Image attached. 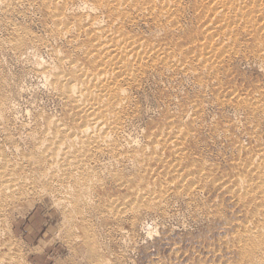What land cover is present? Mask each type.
I'll use <instances>...</instances> for the list:
<instances>
[{
    "label": "rangeland",
    "instance_id": "obj_1",
    "mask_svg": "<svg viewBox=\"0 0 264 264\" xmlns=\"http://www.w3.org/2000/svg\"><path fill=\"white\" fill-rule=\"evenodd\" d=\"M154 1L151 0V3ZM45 2L46 0H0V152L3 151L2 153L7 159L15 162L18 160L23 167L25 166L22 171L26 175H35L40 179L38 182L37 180L34 181L33 184V181L28 178L32 184L28 181L26 192L23 191L15 195L11 199V203L0 210V260L3 259L0 264H251L249 262L264 264V260H262L264 254H261L264 252V231L263 237L255 236L257 238L244 234L248 227L260 226L264 229V192L262 189L264 178L259 172L262 170L259 167L264 168V114H262L264 113V53H262L264 52V28L261 30L262 33L257 31L259 29L255 28L256 26L254 29L248 27L250 29L248 31L232 24L233 27L240 29L235 31L236 34H232L233 37L229 33L231 27L226 26L228 23L221 24L216 20L217 17L212 18L214 17L215 3L206 0L177 1L179 4L176 2V6L179 8L176 7L174 12L177 13L173 12L174 15L172 14V17L175 18L173 17L172 21L169 22L158 13L150 15V11L146 10L151 5L150 3L147 2V6L144 2L142 6V2L140 7L143 9L138 12L137 9L139 8L135 7V9L130 2V7L134 8L131 10V12L134 11L132 12V19H134L132 21L135 22H131L132 24L127 22L128 25H125V30L141 36L145 39V43L153 45L159 53L156 52L155 54V63H149L152 67L149 66L145 69V75L142 74L138 80L131 83L129 87L127 86L130 89L128 90L129 93L131 92L129 95H132L130 98L133 102L129 101L132 106L128 105L126 109H123L125 124L123 123L124 128L121 136L116 138L117 136L111 134L113 136L111 139H115L114 142L118 145L120 152H123L124 158L122 156L117 157L118 159L101 156L100 159H102L99 160L98 164L92 165L90 168L93 169V172L96 171L97 178L95 179L98 182L96 180L95 185H84L86 190H89L88 192L84 190L85 196L83 192L76 191L77 188L73 190L75 187L64 184L62 179L53 183L50 182L49 178L43 177L44 173L42 172L50 168L48 164L42 163L35 167L30 161L31 156H34L35 159L37 158L35 157L36 154L40 155L39 153L42 151L41 146L35 143L33 138L35 136L40 138L45 129L47 131L45 130L43 134L49 131L47 123L50 119H60L68 126L73 125L72 115L63 98L54 89L55 87L51 86L50 81L45 79L47 76L45 77L39 71L40 68H43V65L57 68L59 66L58 56L62 55L73 61L85 62L84 53L89 48L85 36H81L79 40L74 38L76 34L63 33L65 35L62 36L52 18V14L61 15L64 13L62 14L64 21L70 22V24L76 23L75 27H77L80 21L82 23L88 22V7L82 3L71 4L64 11L62 7L45 4ZM260 2L263 3L264 0H260ZM207 8L209 9L207 10ZM98 11L103 14V17L100 16L101 24L104 23L108 27L109 18L113 14L110 11L109 14L107 13L108 10L103 9L97 10L96 14L99 13ZM228 15L231 14L227 13L226 18ZM239 16L232 13L229 20L232 18V21L236 19L238 22L244 21ZM141 17L142 19H140ZM201 17H203L202 20ZM74 18L79 19L74 21ZM88 19L90 20V17ZM115 20L120 23L119 19ZM177 21L180 25L177 24ZM117 22L115 25L111 23V25L113 24L112 27L118 26ZM209 22L212 25L206 26ZM144 23L147 24L144 25ZM149 23L152 26L148 25ZM129 26L130 28H128ZM161 26L164 27L161 28ZM220 27L223 28L222 31ZM52 29L54 33H52ZM157 29H160L158 30L160 32ZM207 29L212 30L211 33L213 32L215 35L219 33L217 35L221 37L226 31L225 34L231 35V38L228 39L229 42L225 40L224 45L217 39L220 42L218 47L211 46V50L206 51L205 48H201L200 44L207 41L208 44L212 42L209 39L210 31H206ZM217 35L216 37H218ZM204 37L206 38L204 39ZM18 40L19 43L16 44ZM151 42L155 43L152 44ZM259 43H261L260 46ZM219 44H222L223 47ZM216 48H219L217 49L218 52ZM74 49L79 51L74 52ZM161 49L163 54L160 52ZM167 51L171 52L167 53ZM200 51L203 52V55ZM214 51L216 52L213 53ZM260 51L262 55H259L261 54ZM209 55H214L213 59L218 57L217 61L214 62L215 64L209 63L212 59H209ZM206 57L209 64L205 62ZM171 58L177 59L176 62L172 63L174 67H171L173 65L170 63L164 64L166 62L164 59L167 62H172ZM175 59L173 60L175 61ZM62 69L67 70L66 66H63ZM184 71L185 73H183ZM57 95L59 96L57 97ZM237 95L238 98H236ZM255 97L257 101L251 102ZM260 97L261 99H259ZM187 118H189L188 121ZM50 131H53L52 134L55 131L54 134L59 137L62 136V133L54 130V128H51ZM168 133L170 134L168 135ZM155 136H159V138ZM144 148L146 151L142 150ZM138 152L140 157L135 154ZM128 154L133 155L131 157ZM134 155L138 158L134 159ZM155 157L159 162L156 161ZM150 167L152 168L150 169ZM187 174L189 177H186ZM182 176L185 177V180ZM240 178L242 181L244 179L247 181L242 182ZM45 180L49 183L47 184ZM141 181L143 185L140 183ZM167 183L169 185L173 183V186H169ZM245 183L249 185L248 193L244 188L247 186ZM259 183H262V186ZM90 185L92 187L97 186L92 188ZM88 186L91 189L90 187L87 188ZM65 188L67 191L69 190L67 193ZM146 189L151 191L154 197L156 195L154 201L149 197L139 198L138 192ZM70 190L73 191L74 195H70ZM193 190L197 193H193ZM188 191L190 192L187 193ZM244 191L243 195L245 194L246 197L242 195ZM79 192L83 196L79 197L78 195H81ZM165 193L167 195L164 196ZM260 193L261 195H259ZM72 196H75V199ZM157 196L164 198L161 199L162 197ZM77 199L80 200L79 203ZM136 199L141 202L137 204ZM91 202L93 203L91 204ZM153 203L154 205H151ZM129 204H134L136 209H128ZM134 209L136 212L133 211ZM257 210L260 211V214L257 213ZM82 219L86 220L83 221ZM85 239L88 241L86 242ZM253 243L258 246L256 245V247ZM260 246H262V250ZM254 249L255 252H253ZM260 250L261 252H258ZM249 252L250 254L253 253L248 255Z\"/></svg>",
    "mask_w": 264,
    "mask_h": 264
},
{
    "label": "bare ground",
    "instance_id": "obj_2",
    "mask_svg": "<svg viewBox=\"0 0 264 264\" xmlns=\"http://www.w3.org/2000/svg\"><path fill=\"white\" fill-rule=\"evenodd\" d=\"M45 1V0H44ZM150 1V2H149ZM179 1V0H177ZM176 0H155L153 3H151V0H134V2H132V0H46L45 4H49V5H54V6H59V7H62L63 10L65 11V9H67L69 6H71V4H84L86 5L88 8V14L89 16L87 15V20L88 22L86 23H82V21L79 22V24L77 25V27H75L76 23L74 24H70V22H66L64 21L65 19H63L64 13H62L61 15L60 14H52V18L54 19L55 23L54 24L55 26H58L57 30L58 32H60V34H62V36H64L65 34L63 33H68L69 35L70 34H76L74 36L75 39H78L81 37V36H85L88 40V43H89V48L88 50L84 53L85 54V62H77V61H73V60H70L69 58H65L64 55L62 56H58V61H59V66L57 68H53V67H50V65H46L44 66L43 65V68L39 71H41L42 74L45 75V77L47 76V78H45L46 80H49L51 83V86H54L53 88L56 89L58 92H59V95L61 96V98H63L64 102H65V105L67 106V109L68 111L71 113L72 117H71V120L73 122V125L71 126H68L67 124L61 122V120H52L50 119L48 121V125H49V131L44 133L43 132L46 130H44L42 132V136L40 138H37L36 136V139L35 137L33 138L35 140V143L39 144L41 147L40 149L42 150L39 154L40 155H37L34 159V156H31V160L32 161L31 163L37 167L39 165H41L42 163L44 164H48L49 165V169L46 170L45 172L43 171L42 173H44V175H42L43 177H46V178H49L50 182H53L54 181H60L59 179H62L64 181V184H68L69 186L71 185V187H75V189L73 190H77L76 191H81L83 192L84 194V190H86V187L84 185H89V184H96L98 182L97 178L96 177V171L93 172V169H90L92 168V165H95V164H98L100 157L101 156H107L109 158H117L119 156H122L123 155V152L121 151L120 152V149L118 148V145L114 142L115 139H111L114 135V136H117L116 138H119V136H121L122 132H123V128H124V117H123V109H126V107L129 104V101H132L130 96L132 95H129V91L130 89H128V87L131 85V83L135 82L136 80H138V78L144 74L145 75V69L151 65H149V63H155V54L156 52H158V49H156L153 45L151 44H147L145 43V39H143L141 36H138L136 34H133L130 32H128L127 30H125V25H128L126 24L127 22L129 23H133L135 21H132L134 19H132L133 17V13L134 11L131 12L132 8L130 7V2L131 4L134 6V8H139L137 9L138 12L141 11V9H143V7H140V4L142 3V6L144 4V2H146V5L148 3H150L151 5H149L148 8H146V10L150 11V15L151 14H155V13H158L160 14V16H163L166 20L169 21H172V14L173 12L176 10V7L179 8L178 6H176ZM206 1H209V2H213V4L215 3V7L213 8L214 10V17H212L213 19L215 17H217V21L218 22H221L222 23H228V25L226 24V26L231 27V35L233 33H235L236 30H238V28H235V27H240L243 28V29H247L248 31L250 30L249 28L252 27L251 29H254V26H256L255 28H258L259 30L257 31H261L263 28H264V2H260V0H206ZM148 2V3H147ZM7 3V2H6ZM9 3V2H8ZM35 3V2H34ZM179 4V2H177ZM198 3V2H197ZM2 4V3H1ZM10 4V3H9ZM42 4V3H41ZM177 4V5H178ZM182 4V3H181ZM209 4V3H208ZM212 4V3H211ZM183 5V4H182ZM182 5H179V6H182ZM207 5V4H206ZM10 6V5H9ZM8 6V7H9ZM85 6V7H86ZM148 6V5H147ZM4 7V6H3ZM14 7V6H13ZM49 7V6H48ZM47 7V9H48ZM10 8V7H9ZM8 8V9H9ZM133 8V10H134ZM135 8V9H136ZM7 9V10H8ZM99 9H103V10H108L107 13H109V11L113 14L111 15V18H109V22L110 23L109 25H107L108 27H106V24L102 23L101 24V21H100V16L103 17L102 13H100V15L96 14L97 13V10ZM182 9V8H181ZM184 9V8H183ZM209 8H207L208 10ZM145 10V9H144ZM57 11V10H56ZM61 11V9H60ZM102 11V10H100ZM135 11V13L138 14V12ZM83 12V11H82ZM192 12V11H191ZM198 12V11H197ZM195 12V13H197ZM60 13V12H58ZM85 13V12H84ZM147 13V11H146ZM174 13H177V12H174ZM179 13V12H178ZM227 13H230L232 15V13L234 15H240L239 17L240 18H243L242 20L244 21H240L238 22L237 19L236 20H233L232 21V18L231 20L230 19V16L231 15H228V17L226 18V15ZM110 14V13H109ZM141 14V13H139ZM143 14V12H142ZM183 14V13H182ZM189 14V13H188ZM86 15V14H85ZM149 15V17H150ZM174 15V14H173ZM207 15H208V12H207ZM42 16V15H41ZM82 16V15H81ZM105 16V15H104ZM138 16V15H137ZM136 16V17H137ZM145 16V15H144ZM154 16V15H153ZM158 16V17H160ZM176 16V15H175ZM180 16V15H179ZM178 16V17H179ZM183 16V15H181ZM206 16V15H205ZM51 17V16H50ZM88 17H90V20L88 19ZM118 17V18H117ZM184 17V16H183ZM187 17V16H186ZM233 17V16H232ZM105 18V17H104ZM147 18V17H146ZM162 18V17H161ZM175 18V17H174ZM203 17H201V20H202ZM206 18V17H205ZM211 18V17H210ZM236 18V17H235ZM233 18V19H235ZM67 19V18H66ZM75 20L74 21H77L76 18H74ZM83 19V18H82ZM108 19V18H107ZM115 19H119L120 23L117 22ZM142 19V17L140 18ZM139 19V20H140ZM154 19V18H153ZM178 19V18H177ZM81 20V19H80ZM85 20V19H83ZM115 20V23H113V21ZM138 20V19H136ZM161 21V19H158ZM181 20V19H180ZM69 21V19H68ZM107 21V20H106ZM145 21V20H144ZM157 20H155L156 22ZM159 21V22H160ZM179 21V20H178ZM177 21V24H179ZM210 21V20H209ZM72 22V21H71ZM116 22L118 23V26L116 27H112V25L116 24ZM140 22V21H138ZM167 22V23H168ZM180 22V21H179ZM217 22V23H218ZM231 22V23H230ZM107 23V22H105ZM107 23V24H108ZM111 23H113L111 25ZM131 23V24H132ZM157 23V22H156ZM163 23V22H162ZM200 23V22H199ZM212 23V22H211ZM105 26H104V25ZM130 24V26H132ZM138 24V23H137ZM141 24V23H140ZM147 24V23H146ZM144 23V25H146ZM170 24V23H169ZM210 24L207 23L206 26ZM219 24V23H218ZM236 25L235 27H233V25ZM148 25H151L150 23ZM157 25V24H156ZM160 25H167V24H160ZM159 25V26H160ZM180 25V24H179ZM212 25V24H210ZM217 25V24H216ZM130 26L128 28H130ZM136 26V25H135ZM152 26V25H151ZM155 26V25H154ZM154 26H153V29H154ZM175 26V25H174ZM112 27V28H111ZM149 27V26H148ZM158 27V25H157ZM164 27V26H163ZM161 26V28H163ZM167 27V26H165ZM169 27V26H168ZM178 27V26H177ZM218 27V26H217ZM249 27V28H248ZM54 28V27H53ZM174 28V27H173ZM205 28V27H204ZM221 31H222V27H220ZM132 29V27H131ZM134 29V28H133ZM156 29V28H155ZM167 29V28H166ZM169 29V28H168ZM167 29V30H168ZM176 29V27H175ZM181 29V28H180ZM218 29V28H217ZM225 29V27H224ZM239 29V30H240ZM135 30V29H134ZM149 30V29H148ZM160 30V29H157V31ZM179 30V29H178ZM203 30V29H202ZM226 30V29H225ZM238 30V31H239ZM53 31V29H52ZM56 31V30H55ZM156 31V32H157ZM163 31V30H161ZM206 31H210V30H206ZM212 31V30H211ZM210 31V34H209V39L212 40V42H209L210 44H208V41L205 42V40H203L205 43H201L200 46L201 48H205L206 51L207 50H211V46H215V47H218V43L223 42L225 40H227L229 42L228 39L231 38V35L229 34H225L226 31H224L222 34L223 36L221 37L220 35H217L219 33H217L216 35L218 37H216V35L212 32L211 33ZM220 31V32H221ZM237 31V32H238ZM254 31V30H252ZM57 32V31H56ZM55 32V34H56ZM146 32V31H145ZM144 32V33H145ZM155 32V33H156ZM160 32V31H158ZM167 32V31H166ZM214 32H215V28H214ZM218 32V31H216ZM263 33V31H261ZM51 33V32H50ZM54 33V31L52 32ZM139 33V32H138ZM147 33V32H146ZM154 33V32H153ZM151 33V34H153ZM247 33V32H246ZM249 33H252V32H249ZM141 34V32L139 33ZM161 34V33H160ZM236 34V33H235ZM253 34V33H252ZM250 34V35H252ZM259 34V33H258ZM67 35V34H66ZM150 35V34H149ZM204 35V34H203ZM206 35V33H205ZM249 35V36H250ZM263 35V34H262ZM261 35V36H262ZM56 36V35H55ZM61 36V37H62ZM152 36V35H151ZM233 36V35H232ZM260 36V34H259ZM57 37V36H56ZM67 37V36H66ZM84 37V38H85ZM207 37V36H206ZM204 37V39L206 38ZM234 37V36H233ZM69 38V36H68ZM262 38V37H261ZM260 38V39H261ZM71 39V38H69ZM83 39V38H82ZM220 41H218V40ZM234 40V38H232ZM251 39V38H250ZM17 40V39H15ZM77 40V41H78ZM194 40V39H193ZM209 40V41H211ZM76 41V40H75ZM199 41H202V40H199ZM216 41V42H215ZM218 41V42H217ZM236 41V40H235ZM258 41V40H256ZM9 42V41H8ZM12 42V41H11ZM15 42V41H14ZM13 42V43H14ZM25 42V41H24ZM73 42V41H72ZM195 42V41H194ZM193 42V44H194ZM197 42V41H196ZM228 42H226L228 44ZM16 43V42H15ZM19 43V40L16 44ZM21 43V41H20ZM152 43V42H151ZM155 43V42H154ZM152 43V44H154ZM157 43V42H156ZM23 44V43H21ZM73 44V43H72ZM76 44V43H75ZM79 44V43H78ZM212 44V45H211ZM222 44H219L221 45V47H223ZM242 44V43H241ZM264 44V42H263ZM69 45V44H68ZM234 45V44H233ZM255 45V43H254ZM261 45V43H259V46ZM13 46H15V44H13ZM67 46V45H66ZM71 46V44H70ZM83 46V45H82ZM253 46V45H252ZM19 47V46H18ZM85 47V46H84ZM157 47V46H156ZM159 47V46H158ZM170 47V46H169ZM229 47V46H228ZM232 47V46H231ZM256 47V46H255ZM74 48V47H73ZM72 48V49H73ZM77 48V47H76ZM79 48V47H78ZM174 48V47H173ZM220 48V47H219ZM219 48H216L219 49ZM71 49V50H72ZM81 49V48H80ZM83 49V47H82ZM182 49V48H181ZM226 49H228L226 47ZM230 49H233V48H230ZM262 49V48H261ZM75 50V51H74ZM73 51L74 52H77L79 50L76 51V49H74ZM234 50V49H233ZM264 50V49H263ZM261 50V51H263ZM160 51V50H159ZM202 51V50H201ZM200 51V52H201ZM219 50H217L218 52ZM231 51V50H230ZM235 51V50H234ZM261 51L259 53H261ZM81 52V51H80ZM83 52V51H82ZM162 52V49L161 51ZM171 52V51H169ZM167 51V53H169ZM195 52V51H194ZM216 51H214L213 53H215ZM227 53V50L225 51ZM225 52H223V54H225ZM251 52V51H250ZM159 53V52H158ZM176 53V52H175ZM203 52H201L202 54ZM205 53V51H204ZM264 53V52H262ZM259 54V55H262ZM61 54V53H60ZM163 54V52H162ZM173 54V53H172ZM206 54V53H205ZM204 54V55H205ZM211 54V53H210ZM58 55V54H57ZM174 55V54H173ZM176 55V54H175ZM181 55V54H180ZM193 55V53H192ZM203 55V54H202ZM208 55V54H206ZM205 55V56H206ZM222 56V54H220ZM226 55V54H225ZM264 55V54H263ZM83 56V55H82ZM81 56V57H82ZM164 56V55H163ZM219 56V58L221 57ZM254 56V55H253ZM160 57V56H159ZM162 57V56H161ZM173 57V56H172ZM186 57V56H185ZM189 57V56H188ZM200 57V55H199ZM209 59H210V62L209 63H214L216 62L217 58L216 59H213V57H215L214 55L211 56L209 55L208 56ZM177 58V57H176ZM193 58V57H192ZM201 58V57H200ZM203 58V56H202ZM205 58V57H204ZM240 58V57H239ZM247 58V57H246ZM84 59V57H83ZM167 59V58H166ZM164 59L166 62L165 63H170L171 67H174V64H172L173 62H176L177 59H175V61L172 59V62L169 61L167 62V60ZM178 59H179V56H178ZM221 59V58H220ZM157 60V58H156ZM199 60V59H198ZM206 63H208L209 60H207V57L205 59ZM222 60V59H221ZM221 60H218L221 62ZM179 61V60H178ZM202 61V60H200ZM258 61V60H257ZM262 61V60H261ZM260 61V62H261ZM163 62V61H162ZM186 62V60H185ZM194 62V61H193ZM203 62V61H202ZM263 62V61H262ZM261 62V63H262ZM180 63L182 64V61H180ZM180 63H179V66H180ZM187 63V62H186ZM198 63V61H197ZM42 64V62H41ZM39 63V65H41ZM205 64V63H204ZM206 64V65H207ZM215 64V63H214ZM221 64V63H219ZM218 64V65H219ZM156 65V64H155ZM160 65V64H159ZM168 65V64H167ZM165 65V66H167ZM189 65V64H188ZM217 65V66H218ZM65 67L66 66V71H64L62 69V67ZM162 66V65H161ZM179 66H177L178 68H180ZM185 66V64H184ZM190 66V65H189ZM195 66V64H194ZM211 66V65H210ZM221 66V65H220ZM262 66V65H261ZM40 67V66H39ZM152 67V66H151ZM150 67V68H151ZM176 67V68H177ZM208 67V66H207ZM164 68V67H163ZM167 68V67H166ZM184 68V67H182ZM204 68H206L204 66ZM216 68V67H215ZM154 69V67H153ZM165 69V68H164ZM175 69V68H174ZM212 69H214L212 67ZM210 69V70H212ZM178 70V69H177ZM189 70V69H188ZM187 70V71H188ZM203 70V69H202ZM217 70V69H216ZM38 71V70H37ZM38 71V72H39ZM144 71V72H143ZM195 71V69H194ZM206 71V69H205ZM152 72V71H151ZM209 72H212V71H209ZM158 73V72H157ZM167 73V72H166ZM182 73V72H181ZM185 73V71L183 72ZM41 74V75H42ZM148 74V73H147ZM146 74V75H147ZM190 74V73H189ZM143 75V77H144ZM184 75V74H183ZM210 75V73H209ZM149 76V75H148ZM193 76V75H191ZM186 77V76H185ZM142 78V77H141ZM145 78V77H144ZM138 82V81H137ZM203 82V81H202ZM140 83V82H139ZM213 83V82H212ZM141 84V83H140ZM128 86V87H127ZM138 86V85H137ZM140 86V85H139ZM138 86V87H139ZM131 88V87H130ZM209 88V87H208ZM136 89V88H135ZM203 89V88H202ZM261 89V88H260ZM263 90V88H262ZM57 92V94H58ZM235 92V91H234ZM134 93V92H132ZM238 93V92H237ZM57 95V97L59 96ZM239 95V94H238ZM238 95L236 98H238ZM256 95H258V93H256ZM203 96H206V95H203ZM225 96V95H224ZM231 97V96H230ZM262 97V95H261ZM261 97L259 99H261ZM130 98V99H129ZM208 98V97H207ZM241 98V96H240ZM239 98V99H240ZM263 98V97H262ZM134 99V98H133ZM257 98L255 97V99L251 102H254ZM258 99V100H259ZM220 101V100H219ZM257 101V100H256ZM133 102V101H132ZM132 102H130L132 104ZM233 102V101H232ZM260 102V101H259ZM242 103V102H241ZM135 104V103H134ZM194 104V103H193ZM243 104V103H242ZM241 104V105H242ZM252 104V103H251ZM256 105H257V102H256ZM255 105V106H256ZM260 105V104H258ZM132 106V105H130ZM178 106V105H176ZM193 106V105H192ZM203 106V105H202ZM251 106V105H249ZM194 107V106H193ZM197 107V106H196ZM195 107V108H196ZM241 107V106H240ZM134 108V107H132ZM138 108V107H136ZM176 108V107H175ZM194 108V109H195ZM259 108V107H258ZM130 109V108H129ZM198 109V108H196ZM245 109V108H244ZM257 109V108H256ZM262 109V108H261ZM264 109V107H263ZM5 110V109H4ZM246 110V109H245ZM251 110V109H250ZM125 111V110H124ZM178 111V110H177ZM194 111V110H193ZM255 111V110H254ZM130 112V111H129ZM133 112V111H132ZM248 112V111H247ZM264 112V110H263ZM129 114V113H128ZM132 114V113H130ZM264 114V113H262ZM60 115V113H59ZM189 115V114H188ZM187 115V117H188ZM193 116V115H192ZM203 116V115H202ZM136 117V116H134ZM251 117V116H250ZM41 118V117H39ZM38 118V119H39ZM51 118V117H50ZM53 118V117H52ZM70 118V116H69ZM130 118V117H129ZM128 118V119H129ZM133 118V117H131ZM175 118V117H174ZM193 118V117H192ZM67 119V118H66ZM135 119V118H133ZM189 118H187V121H188ZM131 120V119H130ZM39 121V120H38ZM181 122V121H180ZM186 122V121H185ZM124 123V124H123ZM189 123V122H188ZM174 124V123H173ZM182 126V123H180ZM190 124V123H189ZM188 124V125H189ZM193 124V123H192ZM250 124V123H249ZM171 126V125H170ZM174 127V125H172ZM128 127V126H127ZM171 127V128H173ZM188 127V126H187ZM197 127V126H196ZM239 127V126H238ZM37 128V127H36ZM51 128H54V130L58 131V132H61L62 133V136L59 137L57 134H52L53 131H50ZM179 128V127H178ZM257 128V126H256ZM4 129V128H3ZM39 129V128H38ZM228 129V128H227ZM43 130V128H42ZM171 130V129H170ZM180 130V129H179ZM255 130V128H254ZM7 131V130H6ZM47 131V130H46ZM173 131V129H172ZM182 131V129H181ZM181 131H178V132H181ZM188 131V129H187ZM37 132V131H36ZM50 132V133H49ZM142 132V131H141ZM169 132V131H168ZM8 133V132H7ZM29 133V132H28ZM27 133V134H28ZM33 133V132H32ZM163 133V132H162ZM175 133V132H174ZM5 134V133H4ZM36 134V133H35ZM112 134V135H111ZM170 133H168L169 135ZM181 134V133H180ZM128 135V134H127ZM160 135V134H159ZM164 135V134H163ZM167 135V136H168ZM12 136V135H11ZM32 136V135H31ZM125 136V135H124ZM162 136V134H161ZM175 136V134H174ZM178 136V135H176ZM188 136V134H187ZM248 136V135H247ZM14 137V136H12ZM39 137V136H38ZM130 138V136H127ZM156 137V136H155ZM171 138V136H169ZM180 137V136H178ZM186 137V136H184ZM254 137V136H253ZM7 138V137H6ZM115 138V137H114ZM128 138V139H129ZM152 138V137H151ZM156 138H159L156 137ZM177 138V137H175ZM187 138V137H186ZM240 138V137H239ZM27 139V138H26ZM144 139V138H143ZM172 139V138H171ZM169 139V140H171ZM120 140V139H119ZM118 140V141H119ZM132 140V139H131ZM134 140V139H133ZM151 140V139H150ZM158 140V139H157ZM174 140V139H173ZM257 140V139H256ZM259 141V139H258ZM154 142V141H153ZM157 142V141H156ZM173 142V141H172ZM8 143V142H7ZM13 143V142H12ZM118 143V142H117ZM121 143V142H120ZM128 143V142H127ZM134 143V142H133ZM174 143V142H173ZM171 143V144H173ZM183 143V142H182ZM260 143H262L260 141ZM34 144V143H33ZM144 144V143H143ZM156 144V143H155ZM31 145V144H30ZM138 145V144H137ZM1 146V145H0ZM16 146V145H15ZM18 146V144H17ZM124 146V145H123ZM132 146V145H131ZM167 146V145H166ZM181 147V145H178ZM248 146V145H247ZM122 147V146H121ZM120 147V148H121ZM155 147V146H154ZM158 147V145L156 146V148ZM164 147V146H162ZM177 147V145H176ZM241 147V146H240ZM262 147V146H261ZM21 148V147H20ZM33 148V147H32ZM35 148V147H34ZM147 148V147H146ZM175 148V147H174ZM247 148V147H245ZM7 149V148H6ZM128 149V148H127ZM150 149V148H149ZM177 149V148H176ZM10 150V149H9ZM14 150V149H13ZM31 150V149H30ZM37 150V149H36ZM136 150V149H135ZM142 150H145L142 149ZM155 150V149H154ZM158 150V149H157ZM175 150V149H174ZM184 150V149H183ZM241 150V148H240ZM1 151V150H0ZM20 151V149H19ZM146 151V150H145ZM143 151V152H145ZM149 151V150H148ZM176 151V150H175ZM174 151V153H175ZM180 151V150H179ZM3 152V151H2ZM0 152V210L3 209V207L5 205H8L11 203V199L17 195V194H20L22 193L23 191H25L28 186L27 184L30 183V180L33 181V184H34V181L37 180H40L38 179V177H36L35 175L32 176V175H26L22 169L25 167H23L17 160V162L15 161H12L10 159H7L6 156L4 155V153ZM241 152V151H240ZM262 152V151H261ZM127 153V152H126ZM129 153V151H128ZM147 153V152H146ZM178 153V152H176ZM180 153H182L180 151ZM260 153V152H259ZM258 153V154H259ZM139 154L138 153H135ZM143 154V153H142ZM164 154V152H163ZM183 154V153H182ZM261 154V153H260ZM7 155V154H6ZM20 155V153H19ZM128 155H131V154H128ZM133 155V154H132ZM131 155V157H132ZM135 156V155H134ZM134 159H136V157ZM156 156V155H155ZM160 156V155H159ZM180 156V155H179ZM257 156V155H256ZM123 157V156H122ZM140 157V155L138 156ZM137 157V158H138ZM143 157V155H142ZM145 157V156H144ZM163 157V156H162ZM262 157V155H261ZM10 158V157H9ZM124 158V157H123ZM129 158V157H128ZM233 158V157H232ZM256 160L255 157H253ZM25 159V158H24ZM104 159V158H103ZM118 159V158H117ZM121 159V158H120ZM119 159V160H120ZM126 159V158H125ZM144 159V158H143ZM156 159V157H155ZM194 159V158H193ZM262 159V158H261ZM260 159V161H261ZM264 159V158H263ZM27 160V159H26ZM29 160V159H28ZM35 160V161H34ZM109 160V159H108ZM122 160V159H121ZM138 160V159H137ZM151 160V159H150ZM153 160V159H152ZM180 160V158H179ZM240 160V159H239ZM111 161V160H110ZM128 161V160H127ZM133 161V160H132ZM145 161V159H144ZM149 161V160H148ZM157 162H159V160L156 159ZM174 161V160H173ZM185 161V160H184ZM208 161V160H207ZM241 161V160H240ZM249 161V160H248ZM254 161V162H255ZM259 161V162H260ZM24 162V161H23ZM115 162V161H114ZM119 162V161H118ZM175 162V161H174ZM173 162V164H174ZM181 162V161H180ZM206 162V161H205ZM237 162V161H236ZM244 162V161H242ZM254 162H253V165H254ZM264 162V161H263ZM132 163V162H131ZM134 163V162H133ZM142 163V162H141ZM166 163V162H165ZM209 163V162H208ZM252 163V161H251ZM31 164V165H32ZM117 164V163H116ZM120 164V163H119ZM143 164V163H142ZM161 164V163H160ZM164 164V162H163ZM172 164V163H171ZM170 164V165H171ZM214 164V163H213ZM243 164V163H242ZM258 164V163H257ZM260 164V163H259ZM264 164V163H263ZM27 165V164H26ZM137 165V164H136ZM169 165V164H168ZM32 166V167H34ZM45 166V165H44ZM100 166V165H99ZM120 166V165H119ZM141 166V165H140ZM143 166V165H142ZM245 166V165H244ZM259 166V165H257ZM31 167V166H30ZM43 167V166H42ZM95 167V166H94ZM97 167V166H96ZM111 167V166H109ZM133 167V166H132ZM139 167V165H138ZM145 168L147 167L146 165L144 166ZM179 167V166H178ZM242 167V166H241ZM249 167H251L249 165ZM47 168V167H46ZM112 168V167H111ZM121 168V167H120ZM134 168V167H133ZM152 167H150L151 169ZM194 168V167H192ZM258 168V167H257ZM260 169H262L261 171V174L263 175L262 178H264V168H261L259 167ZM34 169V168H33ZM40 169V168H39ZM95 169V168H94ZM106 169V168H105ZM108 169V168H107ZM113 169V168H112ZM126 169V168H125ZM170 169V168H169ZM185 169V168H184ZM183 169V170H184ZM245 169V168H244ZM258 169V170H260ZM35 170V169H34ZM50 170V171H49ZM114 170V169H113ZM141 170V169H140ZM153 170V169H152ZM182 170V171H183ZM189 170V169H188ZM49 171V172H48ZM110 171V170H109ZM121 171V170H119ZM126 171V170H125ZM177 171V170H176ZM181 171V172H182ZM203 171V169H202ZM250 171V170H249ZM257 171V170H256ZM255 171V172H256ZM26 172V171H25ZM98 172V171H97ZM114 172V171H113ZM137 172V171H136ZM158 172V171H157ZM156 172V173H157ZM248 172V171H247ZM254 172V171H253ZM251 172V173H253ZM37 173V172H36ZM122 173V172H120ZM203 173V172H202ZM98 174V173H97ZM111 174V173H110ZM116 175V173H114ZM119 174V173H117ZM124 174V173H123ZM173 174V173H171ZM201 174V173H200ZM199 174V175H200ZM166 175V174H165ZM181 175V173H180ZM190 175V173H189ZM204 175V174H203ZM256 175V174H255ZM238 176V175H237ZM254 177V175H252ZM251 176V177H252ZM102 177V176H101ZM137 178V176H135ZM172 177V176H171ZM179 177V176H178ZM183 177V176H182ZM186 177H189L188 174ZM200 177V176H199ZM205 177V176H203ZM202 177V178H203ZM209 177V176H208ZM228 177V176H227ZM239 177V176H238ZM30 180H29V179ZM40 178V176H39ZM100 178V177H99ZM117 178V177H115ZM166 178V177H165ZM185 177H183L184 179ZM196 178V177H195ZM246 178V177H244ZM250 178V177H249ZM181 179V178H180ZM193 179H194V176H193ZM251 179V178H250ZM254 179V178H252ZM44 180V179H43ZM97 180V182H96ZM129 180V179H127ZM135 180V179H134ZM144 179H142L143 181ZM178 180V179H177ZM185 180V179H184ZM183 180V181H184ZM206 180V179H205ZM231 180V179H230ZM234 180V179H232ZM241 180V178H240ZM256 180V179H255ZM259 180V179H258ZM262 180V179H261ZM260 180V181H261ZM29 181V183H28ZM100 181V180H99ZM136 181V180H135ZM142 181L140 183H142ZM160 181V180H159ZM174 181V180H173ZM172 181V182H173ZM187 181V180H186ZM185 181V183H186ZM200 181V180H199ZM209 181V180H208ZM242 181V180H241ZM243 181H247L246 179H244ZM242 181V182H243ZM251 180H249L250 182ZM264 181V179L262 180ZM46 182V180H45ZM44 182V183H45ZM144 182V181H143ZM166 182V181H165ZM169 183H171L170 181H168ZM175 182V181H174ZM256 183V181H254ZM253 182V183H254ZM43 183V182H42ZM47 183V182H46ZM49 183V182H48ZM47 183V184H48ZM62 183V182H61ZM161 183L163 184V182L161 181ZM193 183V182H192ZM200 183V182H199ZM205 183V181H204ZM230 183V182H229ZM239 183V182H238ZM248 183V182H247ZM252 183V182H250ZM264 183V182H263ZM32 184V183H30ZM63 184V183H62ZM61 184V185H62ZM100 184V183H99ZM103 184V183H101ZM124 184V183H123ZM128 184V183H127ZM161 184V185H162ZM168 184V183H167ZM166 184V186H167ZM173 184V183H172ZM169 185V186H173V185ZM181 184V183H180ZM183 184V183H182ZM207 184V183H206ZM214 184V182H213ZM243 184V183H242ZM246 184V183H245ZM260 184V183H259ZM262 184V183H261ZM260 184V185H261ZM39 185V184H38ZM46 185V184H45ZM44 185V186H45ZM60 185V184H59ZM143 185V183H142ZM160 185V186H161ZM227 185V184H226ZM225 185V186H226ZM247 186L244 187L246 188L245 191L246 193H248V189H249V185L246 184ZM67 186V185H66ZM68 186V188H70ZM91 186V185H90ZM90 186H88L87 188H89ZM97 186V185H96ZM96 186H91L92 188L96 187ZM124 186V185H123ZM148 186V184H147ZM154 186V185H153ZM152 186V187H153ZM168 186V187H169ZM183 186V185H182ZM253 186V185H252ZM251 186V187H252ZM262 186V185H261ZM41 187V186H40ZM82 187H84L85 189H83ZM90 187V189H91ZM117 187V186H116ZM150 187V186H148ZM189 187V185H188ZM191 187V186H190ZM194 187V186H193ZM206 187V186H205ZM32 188V187H31ZM67 188V187H66ZM65 188V191L66 193L69 191H67ZM67 188V189H68ZM161 188V187H160ZM180 188V187H179ZM192 188V187H191ZM197 190H199L197 187H195ZM234 188V187H233ZM236 188V187H235ZM240 188V187H239ZM242 188V187H241ZM258 188V187H257ZM62 189V188H61ZM71 189V188H70ZM80 189V190H78ZM103 189V188H102ZM137 189V188H136ZM139 186H138V190H139ZM156 189V188H155ZM178 189V188H177ZM184 189V187H183ZM195 189V190H196ZM225 189V188H223ZM263 192H264V184H263ZM135 190V189H133ZM142 190V189H141ZM147 190V189H146ZM144 190V191H139L138 192V196L140 199H144L145 197H149L151 198V200L155 199V197L152 195V192L149 191V190ZM170 190V189H169ZM179 190V189H178ZM191 190V189H190ZM233 191L235 189H232ZM242 191V189H240ZM239 190V191H240ZM30 191V190H29ZM76 191H74V193H76ZM87 191V190H86ZM89 191V190H88ZM87 191V192H88ZM132 191V190H131ZM180 191V190H179ZM183 191V190H182ZM192 191V190H191ZM194 191V190H193ZM201 191V190H200ZM203 191V190H202ZM238 191V192H239ZM240 191V192H241ZM242 192V195L243 193ZM256 191H259V190H256ZM26 192V191H25ZM56 192V191H55ZM73 192V191H72ZM71 192L70 190V195H74L73 193ZM79 192V193H81ZM92 192V191H91ZM154 192V191H153ZM162 192V191H161ZM169 192V191H168ZM190 191H188L187 193H189ZM196 191H194L193 193H195ZM236 192V191H235ZM32 193V192H31ZM60 193V191H59ZM72 193V194H71ZM78 193V194H79ZM163 193V192H162ZM167 193V192H166ZM164 194L167 195V194ZM180 193V192H179ZM184 193V192H183ZM197 193V192H196ZM195 193V194H196ZM221 193V192H220ZM253 193V192H252ZM255 193V191H254ZM63 194V193H62ZM83 194L81 193V195L79 194L78 196L81 197L83 196ZM156 194V193H155ZM185 194V193H184ZM231 194V193H230ZM256 194V193H255ZM25 195V194H24ZM70 195H69V198H70ZM86 196V192L84 194ZM90 195V194H89ZM158 195V194H157ZM163 195V194H161ZM236 195V194H235ZM245 195V194H244ZM243 195V196H244ZM257 195V194H256ZM255 195V196H256ZM261 195V193L259 194ZM60 196V195H59ZM67 196V194H66ZM65 196V197H66ZM78 196H76V198H79ZM84 196V197H85ZM88 196V195H87ZM92 196V195H90ZM89 196V197H90ZM136 196V195H135ZM175 196V195H174ZM185 196V195H184ZM194 196V195H193ZM241 196V195H240ZM249 196V195H248ZM54 198L56 196H53ZM74 197L75 199V196H72ZM125 197V196H124ZM130 197V196H128ZM159 197V196H157ZM162 197V198H161ZM159 198L163 199L164 197L161 196ZM246 197V196H244ZM243 197V198H244ZM69 198H66V199H69ZM80 199V198H79ZM77 199L78 203L79 200ZM90 199V198H88ZM135 199V198H134ZM133 199V200H134ZM160 199V200H161ZM58 200V199H57ZM95 200V199H93ZM127 200V199H126ZM150 200V202H151ZM246 200V199H245ZM60 201V200H59ZM62 201V200H61ZM67 201V200H66ZM65 201V202H66ZM71 201V200H70ZM92 201V200H91ZM136 201L138 202L137 204H139V202L141 201H138L136 199ZM154 201V200H153ZM157 201V200H156ZM241 201V200H239ZM257 201V200H256ZM56 202V201H55ZM58 202V201H57ZM56 202V203H57ZM64 202V200H63ZM72 202V201H71ZM75 202V201H73ZM111 202V201H110ZM116 202V200H115ZM114 202V203H115ZM258 202V201H257ZM62 203V202H60ZM93 202H91L92 204ZM113 203V202H112ZM118 203V202H117ZM129 203V202H128ZM149 203V202H148ZM147 203V204H148ZM167 203V202H166ZM71 204V203H70ZM76 204V203H75ZM96 204V203H95ZM94 204V205H95ZM110 204V203H109ZM150 204V203H149ZM161 204V203H160ZM163 204V203H162ZM244 204V203H243ZM56 205V204H54ZM63 205V204H61ZM68 205V204H67ZM74 205V204H73ZM98 205V204H97ZM121 205V204H120ZM124 205V204H123ZM143 205V203H142ZM151 205H154L151 204ZM250 205V204H249ZM58 206V205H57ZM102 206V205H101ZM117 206V204H116ZM119 206V205H118ZM125 206V205H124ZM251 206V205H250ZM263 206V205H261ZM71 207V206H70ZM77 207V206H76ZM75 207V208H76ZM88 207V206H87ZM103 207V206H102ZM123 207V206H122ZM127 207V206H126ZM139 207V206H138ZM142 207V206H141ZM140 207V208H141ZM66 208V207H65ZM68 208V207H67ZM90 208V207H89ZM99 208V207H98ZM97 208V209H98ZM117 208V207H116ZM115 208V209H116ZM125 208V207H124ZM131 208H135L134 207V204H129V207L128 209ZM147 208H148V205H147ZM250 208V207H249ZM6 209V208H5ZM80 209V208H78ZM105 209V208H104ZM119 209V207H118ZM127 209V210H128ZM130 209V210H131ZM133 210L136 212V210ZM69 210V209H68ZM67 210V211H68ZM93 210V209H92ZM117 210V209H116ZM126 210V209H125ZM263 210V209H262ZM66 211V210H65ZM70 211V210H69ZM96 211V210H95ZM111 211V210H110ZM132 211V210H131ZM138 211V210H137ZM73 213V211H71ZM104 212V211H103ZM102 212V213H103ZM116 212V211H115ZM114 212V213H115ZM75 213V212H74ZM83 213H84V210H83ZM101 213V214H102ZM111 213V212H110ZM127 213V212H126ZM128 213H131V212H128ZM162 213V212H161ZM257 213L260 214V211L258 212L257 210ZM256 213L257 216H259L258 214ZM4 214V213H3ZM6 214V213H5ZM69 214V213H68ZM112 214V213H111ZM109 214V215H111ZM118 214V213H117ZM123 214V213H122ZM121 214V216H122ZM134 214V213H133ZM63 215V214H62ZM65 215V214H64ZM75 215V214H74ZM116 215V213H115ZM127 215V214H125ZM254 215V214H252ZM264 215V214H263ZM81 216V215H79ZM117 216V215H116ZM115 216V217H116ZM113 217V216H112ZM125 217V216H124ZM128 217V216H127ZM254 217V216H253ZM7 218V217H6ZM68 218V217H66ZM262 218V217H260ZM264 218V217H263ZM1 219V218H0ZM8 219V218H7ZM120 219V218H119ZM71 220V219H70ZM83 221L86 220V219H82ZM253 220V219H252ZM65 221H68V220H65ZM118 221V220H117ZM1 222V221H0ZM5 222V220H4ZM3 222V223H4ZM85 223V222H83ZM249 223V222H248ZM7 224V222H6ZM68 224V223H66ZM251 224V223H250ZM71 225V224H70ZM74 225V224H73ZM246 225V224H245ZM262 225V224H261ZM7 226V225H6ZM1 228V227H0ZM69 229V228H67ZM9 230V229H8ZM7 230V231H8ZM75 230V229H74ZM4 231V230H3ZM73 231V230H72ZM263 231L264 229L261 228L260 226H256V227H248L245 229V235L246 236H262L263 237ZM87 232V231H86ZM5 233V232H4ZM11 233V232H10ZM74 233V232H73ZM78 233V232H77ZM88 233V232H87ZM243 234V235H244ZM87 235H90V234H87ZM122 235V234H121ZM123 236V235H122ZM88 237V236H87ZM90 237V236H89ZM88 237V238H89ZM124 237V236H123ZM242 237V236H241ZM259 237V236H258ZM236 238V237H235ZM234 238V239H235ZM257 238V237H255ZM224 239V238H223ZM230 239V238H229ZM241 239V238H240ZM249 239V238H248ZM247 239V241H248ZM252 239V238H251ZM15 240V239H14ZM71 240V238H70ZM86 240V239H85ZM258 240V239H257ZM88 240H86L87 242ZM240 241V240H239ZM256 241V239H255ZM263 241V239H262ZM90 242V241H89ZM230 242V240H229ZM251 242V241H250ZM220 243V242H219ZM256 243V242H255ZM253 243L255 246L257 244ZM257 243H260V242H257ZM89 244V243H88ZM244 244V243H243ZM246 244V243H245ZM253 245V246H254ZM261 245H263L261 243ZM245 246V245H244ZM258 246V245H257ZM256 246V247H257ZM246 247V246H245ZM262 246H260V249H261ZM250 248V247H249ZM259 248V247H258ZM246 249V248H244ZM258 250V249H257ZM256 250V251H257ZM262 250V249H261ZM258 251V252H261ZM242 251V250H241ZM244 251V250H243ZM255 252V249L254 251ZM251 252V254L253 253ZM6 253V252H5ZM250 254V252L248 253V255ZM250 254V255H251ZM258 254V253H257ZM260 254V253H259ZM261 254H264L261 253ZM246 255H247V252H246ZM258 256V255H257ZM260 256V255H259ZM14 257V256H13ZM16 257V256H15ZM241 257V256H240ZM256 257V256H255ZM259 259V257H257ZM255 258V259H257ZM248 259H249V256H248ZM3 260V259H2ZM0 260V261H2ZM11 260V259H10ZM262 260H264L262 258ZM254 261H257V260H254ZM107 262V261H106ZM261 262V261H260ZM2 263V262H1ZM252 264V262H249ZM258 263V262H257ZM264 263V262H263ZM11 264V263H10Z\"/></svg>",
    "mask_w": 264,
    "mask_h": 264
}]
</instances>
